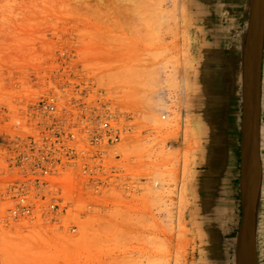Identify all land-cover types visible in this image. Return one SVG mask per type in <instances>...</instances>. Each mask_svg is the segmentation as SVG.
I'll list each match as a JSON object with an SVG mask.
<instances>
[{"label":"rangeland","instance_id":"374dc122","mask_svg":"<svg viewBox=\"0 0 264 264\" xmlns=\"http://www.w3.org/2000/svg\"><path fill=\"white\" fill-rule=\"evenodd\" d=\"M192 72L182 0H0V264H188ZM49 96L102 113L121 140L98 190L68 168L49 193L62 213L14 218L8 160Z\"/></svg>","mask_w":264,"mask_h":264},{"label":"crops","instance_id":"0c3cea01","mask_svg":"<svg viewBox=\"0 0 264 264\" xmlns=\"http://www.w3.org/2000/svg\"><path fill=\"white\" fill-rule=\"evenodd\" d=\"M182 4L193 34V72L185 110L194 131V179L187 210L193 244L188 264H236L251 0H182ZM260 163L253 220L257 264H264V49Z\"/></svg>","mask_w":264,"mask_h":264},{"label":"built area","instance_id":"2783aa9c","mask_svg":"<svg viewBox=\"0 0 264 264\" xmlns=\"http://www.w3.org/2000/svg\"><path fill=\"white\" fill-rule=\"evenodd\" d=\"M30 111L31 132L16 142L8 160L15 173L8 186L13 201L10 214L22 219H54L67 206L49 195L60 189L64 170L74 172L73 181L79 173L84 184L98 190L106 148L120 142L121 131L102 113L90 110L84 115L75 105H59L55 96L41 100Z\"/></svg>","mask_w":264,"mask_h":264},{"label":"water","instance_id":"95a60500","mask_svg":"<svg viewBox=\"0 0 264 264\" xmlns=\"http://www.w3.org/2000/svg\"><path fill=\"white\" fill-rule=\"evenodd\" d=\"M263 49L264 0H251L245 50L244 123L241 142V220L236 238V264H257L253 211L261 177L260 115Z\"/></svg>","mask_w":264,"mask_h":264},{"label":"bare ground","instance_id":"6f19581e","mask_svg":"<svg viewBox=\"0 0 264 264\" xmlns=\"http://www.w3.org/2000/svg\"><path fill=\"white\" fill-rule=\"evenodd\" d=\"M9 218V217H8ZM3 219H5V218H3ZM246 257L248 258V255L246 254Z\"/></svg>","mask_w":264,"mask_h":264}]
</instances>
